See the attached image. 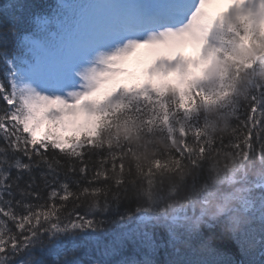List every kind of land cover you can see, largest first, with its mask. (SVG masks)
I'll return each instance as SVG.
<instances>
[{
	"label": "snow or ice",
	"instance_id": "1",
	"mask_svg": "<svg viewBox=\"0 0 264 264\" xmlns=\"http://www.w3.org/2000/svg\"><path fill=\"white\" fill-rule=\"evenodd\" d=\"M168 249L264 264V0H7L0 264Z\"/></svg>",
	"mask_w": 264,
	"mask_h": 264
},
{
	"label": "trees",
	"instance_id": "2",
	"mask_svg": "<svg viewBox=\"0 0 264 264\" xmlns=\"http://www.w3.org/2000/svg\"><path fill=\"white\" fill-rule=\"evenodd\" d=\"M42 2H43V0H42ZM51 3H53V2H51ZM5 4H7V0H0V6H4ZM213 243L217 248L221 249L223 252L230 254V257L232 259H235V260L242 259V257L238 253V251L233 246L228 245L226 241L217 239V240H214ZM178 247L180 248L181 253L187 254L189 252L187 245L182 244V245H179ZM193 247H195L198 251L200 249V245L198 243H195V242H193ZM89 249H91V245H88V248L80 249L76 253V257L78 259L86 261L88 259V256H89ZM172 251H173L172 249H168L167 254H166L165 250H160L159 252H157L155 254V256L153 258L158 262V264H163V261H165L166 259L173 258L172 257ZM91 254L94 257H96L98 255L97 253H94V252ZM228 258H229L228 255L221 257V259H228ZM46 259L49 261L54 260L53 257H46Z\"/></svg>",
	"mask_w": 264,
	"mask_h": 264
},
{
	"label": "rangeland",
	"instance_id": "3",
	"mask_svg": "<svg viewBox=\"0 0 264 264\" xmlns=\"http://www.w3.org/2000/svg\"><path fill=\"white\" fill-rule=\"evenodd\" d=\"M222 6H217V10H219V8ZM185 51V55H191L194 54V49L191 46H188L184 49ZM129 73H138L140 68L142 67V65L137 61L136 58H133L132 60H130L127 64ZM128 82H132L131 78H129ZM44 131V128H41L40 131L38 132V135L42 134Z\"/></svg>",
	"mask_w": 264,
	"mask_h": 264
}]
</instances>
